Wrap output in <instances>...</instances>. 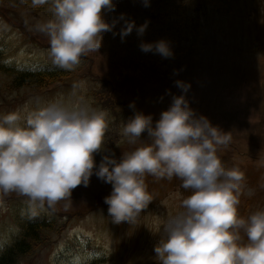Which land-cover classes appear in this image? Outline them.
Listing matches in <instances>:
<instances>
[{
	"label": "rangeland",
	"instance_id": "374dc122",
	"mask_svg": "<svg viewBox=\"0 0 264 264\" xmlns=\"http://www.w3.org/2000/svg\"><path fill=\"white\" fill-rule=\"evenodd\" d=\"M115 4L105 19L111 22L122 13L124 19L103 33L100 50L89 52L68 70L75 77L72 82L36 91L16 89L10 86L13 75L0 71V117L17 110L23 115L55 100L104 110L109 120L107 151L96 154L98 165L105 154L119 159L140 146L141 141L132 145L123 135L125 123L137 111L153 115L154 123L159 120L173 96L185 95L175 83L182 80L191 84L186 96L197 115L207 116L232 136L219 155L227 167L245 173L241 213L264 208V0H151L147 7L143 0H115ZM37 11L18 9L9 14L3 8L11 23L0 14V65L26 71L63 69L52 64L49 38L36 29L51 16ZM125 20L135 21L137 27L147 22L146 31L141 35L133 29L122 39ZM162 39L170 43L173 56L140 48L142 42ZM147 138L145 132L142 139ZM146 182L154 199L134 224L112 221L104 202L112 185L95 175L89 186L73 190L67 207L61 202L55 209H34L27 197L11 193L0 204V247L21 231L20 217L27 212L31 217L55 218L56 226L51 237L35 245L19 264H157L154 248L160 225L179 210L180 199L190 190L183 189L176 177L148 176Z\"/></svg>",
	"mask_w": 264,
	"mask_h": 264
},
{
	"label": "clouds",
	"instance_id": "9594fccd",
	"mask_svg": "<svg viewBox=\"0 0 264 264\" xmlns=\"http://www.w3.org/2000/svg\"><path fill=\"white\" fill-rule=\"evenodd\" d=\"M150 6L151 0H143ZM48 5L51 17L36 24L49 38L53 65L71 70L89 52L100 50L103 33L113 31L125 14L111 22L105 13L115 0H32ZM125 20L120 29L126 38L135 29ZM144 52L174 55L167 40L142 42ZM185 95L173 96L171 106L153 122V115L137 111L122 133L140 146L117 159L105 154L97 165L96 154L106 152L108 114L86 104L61 100L44 103L22 115L12 111L0 117V204L11 193L27 197L34 209L67 207L73 190L89 186L93 175L112 185L104 198L114 223L134 224L153 201L148 176L182 181L190 190L179 210L160 225L154 251L157 264H264V208L244 215L240 211L246 176L238 167H227L219 155L230 143V132L197 115L186 93L190 83L175 82ZM130 107H135L133 102ZM147 132L148 138L142 139Z\"/></svg>",
	"mask_w": 264,
	"mask_h": 264
},
{
	"label": "trees",
	"instance_id": "16d2710c",
	"mask_svg": "<svg viewBox=\"0 0 264 264\" xmlns=\"http://www.w3.org/2000/svg\"><path fill=\"white\" fill-rule=\"evenodd\" d=\"M0 7H2L0 8V14L5 16V19L8 22H10L11 19L2 12L3 8L9 9V14H15L19 9L34 13H37V10H45L49 13V16L52 15L49 11L48 5L33 6L32 0H0ZM22 27L23 31L28 33L25 30L27 28L24 26ZM0 71H5L13 75V80L10 83L12 88L34 91L47 88L48 86L57 83L59 84L61 82H72L75 78L72 77V72L65 69L24 71L14 69L11 65H0ZM25 213V215L20 217L19 221L21 231L14 236L12 242L0 247V264H19L34 251L35 245L42 243L44 240H48L51 237L52 232L55 231V218L48 220L45 218H37L35 216L31 217L27 214V212Z\"/></svg>",
	"mask_w": 264,
	"mask_h": 264
}]
</instances>
